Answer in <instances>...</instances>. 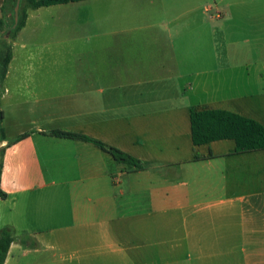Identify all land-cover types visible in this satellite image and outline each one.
<instances>
[{
    "label": "crops",
    "instance_id": "1",
    "mask_svg": "<svg viewBox=\"0 0 264 264\" xmlns=\"http://www.w3.org/2000/svg\"><path fill=\"white\" fill-rule=\"evenodd\" d=\"M150 1H122L121 20L96 0L27 9L0 87V146L26 133L2 156L3 264L52 239L88 264H264V149L194 145L189 120L225 109L264 125V0L214 15Z\"/></svg>",
    "mask_w": 264,
    "mask_h": 264
},
{
    "label": "trees",
    "instance_id": "2",
    "mask_svg": "<svg viewBox=\"0 0 264 264\" xmlns=\"http://www.w3.org/2000/svg\"><path fill=\"white\" fill-rule=\"evenodd\" d=\"M15 1L16 0H3L1 5L0 87L12 57V40L19 29L24 25L27 9L80 0H19L18 18L16 22L14 21L13 12ZM189 120L191 139L194 145L204 144L219 139H231L234 141V151L237 153L264 149V125L252 118L225 109H200L191 110L189 113ZM51 133L56 136L80 138L91 141L102 150L110 153L114 160L118 162L126 163L136 169L144 167L138 159L100 140L59 130H54ZM25 135L26 133H22L13 140H8L5 145ZM5 139L4 129L0 124V143ZM5 145L0 146V169ZM155 168L159 169L158 167ZM4 197L5 193L0 189V198ZM11 241L12 236L10 230L7 227L0 228V264L4 262Z\"/></svg>",
    "mask_w": 264,
    "mask_h": 264
},
{
    "label": "rangeland",
    "instance_id": "3",
    "mask_svg": "<svg viewBox=\"0 0 264 264\" xmlns=\"http://www.w3.org/2000/svg\"><path fill=\"white\" fill-rule=\"evenodd\" d=\"M125 0H96V6L98 7V13H105L106 8L110 10L113 9L114 16L121 20L122 3ZM162 5L169 2V0H161ZM234 0H176V5L178 7H188V6H203L207 7L208 15H214L218 12V7L223 6L226 3L233 2ZM222 4H221V3ZM171 6L174 5L173 0L171 1ZM140 4L143 7H157L159 6V1L141 0ZM104 16V15H103ZM55 239V238H54ZM28 252L25 256L20 258V262L23 264H88L89 256L92 252L82 249V245L74 240L60 239L59 242L51 240L49 245L44 243H37L34 246L28 247ZM101 255H97V263L104 264L105 260Z\"/></svg>",
    "mask_w": 264,
    "mask_h": 264
},
{
    "label": "water",
    "instance_id": "4",
    "mask_svg": "<svg viewBox=\"0 0 264 264\" xmlns=\"http://www.w3.org/2000/svg\"><path fill=\"white\" fill-rule=\"evenodd\" d=\"M18 5H19V0L15 1L14 7H13V12H14V21H17L18 18Z\"/></svg>",
    "mask_w": 264,
    "mask_h": 264
}]
</instances>
